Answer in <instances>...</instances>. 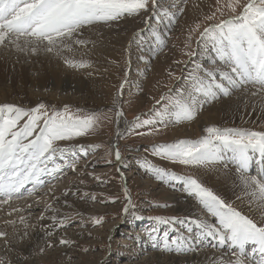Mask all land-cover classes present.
<instances>
[{"label": "rangeland", "instance_id": "obj_1", "mask_svg": "<svg viewBox=\"0 0 264 264\" xmlns=\"http://www.w3.org/2000/svg\"><path fill=\"white\" fill-rule=\"evenodd\" d=\"M191 1L158 0L160 14L149 20L147 25L144 19L148 14L141 13L127 16L111 25L100 23L86 26L80 38L88 43L73 44L72 51L65 49L60 55L43 51L20 52L7 41L0 45V104L13 103L24 108H34L43 103L49 111L52 108L63 110L67 105L73 114L87 116L97 113L102 116L94 130L71 142L73 145L84 146L88 152L84 155L76 150L75 170L65 168L54 181H45L38 191L37 187L27 185L31 195L25 194L11 200L14 203L30 199L35 201L37 206H32L28 215L19 213L14 217H5L6 214L0 213V221L11 218L20 221V217H24L28 225H33L49 213L44 205L51 194L44 190L63 186L67 181H71L67 187L75 188L70 198L76 201V208L63 206L57 217H70L65 220V226H55L52 235L48 236V243L43 247L39 246L30 252L13 249L12 255L8 254L12 264H16L18 256L22 264H168L164 261L168 255L191 256L199 248L217 249L211 238L200 237L195 228L194 235L198 238L195 242L190 241L195 251L169 252L153 247V241L148 235L153 227L159 228L161 233L169 231L170 239L179 233L173 232L170 227L158 225L152 218H206L207 214L198 201L188 196L179 184L173 187L157 180L143 165L147 160L178 174L204 178L200 181L227 202L240 203L248 197L243 195L239 186L236 165L229 163L225 167L223 163H216L224 169L202 177L196 175L198 166H184L162 160L153 156L150 149L154 144L172 143L181 139L199 140L206 135V129L212 126L264 131V94L252 96L249 93L256 91V88L249 85V93L242 89L234 90L229 96H219L216 100L203 103L193 120L175 122L174 117L167 116V126L158 125V131L150 132L147 126L134 130L131 128L137 117L142 120L157 119L156 112L161 105H157L156 100L163 94L167 93L175 99L178 94L186 95V90L192 91V81L188 77L190 73H197V66L202 65L204 71H207L220 63L214 52L205 51L206 46L199 43L200 33L214 22L206 17L216 12L217 8L221 12H217L215 22L231 15L227 5L234 3V0H200L203 3L211 2L213 6L208 13L203 14L200 10L194 17H190L189 11H186ZM245 2L241 0V3ZM189 53L195 55L190 56ZM66 59L83 62L86 67H71L65 63ZM67 80L73 83L71 87ZM242 92L244 96L234 101L230 99ZM64 99L68 101H62ZM200 99L203 102L202 96ZM222 100L226 102L219 104ZM207 109L212 111L209 115L212 124L203 127L194 137L183 134L168 136L166 133L167 129L197 120ZM118 110L124 112L123 117H118ZM136 132L145 134L137 135ZM58 143L67 146L66 142ZM117 148L123 154L121 161L115 159ZM230 169L236 172L232 173ZM256 171L257 165L253 163L250 172L255 174ZM125 187L136 205L128 214L122 211L126 203ZM170 192L191 200L195 212L189 216L188 213L178 211L177 203L167 198ZM237 196L241 198L237 199ZM81 203L83 208L79 206ZM95 206L98 209L95 210ZM100 216L103 217V223L97 226L93 218ZM17 225L23 224L18 222ZM61 238L73 243L61 245ZM204 241L203 245H199ZM49 243L52 247H48ZM225 254V259L230 258V253Z\"/></svg>", "mask_w": 264, "mask_h": 264}, {"label": "snow or ice", "instance_id": "obj_2", "mask_svg": "<svg viewBox=\"0 0 264 264\" xmlns=\"http://www.w3.org/2000/svg\"><path fill=\"white\" fill-rule=\"evenodd\" d=\"M227 7L232 14L225 19L215 22L217 12H221L219 8L206 17L214 22L203 28L199 40L206 46L204 50L214 52L220 63L207 71L202 65L197 66V73H190L188 77L192 91L186 90V95L178 94L175 99L163 94L156 100V104L161 105L156 112L157 119L137 117L131 125L133 130L147 126L150 132L158 131V125L167 126V116L174 117L175 122L193 120L203 103L229 96L234 90L249 93V85L256 88L249 93L252 96L264 94V0H246L245 3L234 0ZM160 11L158 0H0V45L7 41L20 52L60 55L65 49L72 51L73 44L88 43L80 38L86 26L111 25L141 13L148 14L144 19L147 25ZM65 63L71 67H86L83 62L69 59ZM117 115L123 117L124 112L118 110ZM101 119L97 113L73 114L67 105L63 110L52 108L49 111L43 103L34 108L0 104V204L31 195L26 186L44 185L42 177L45 175L56 176L65 168L75 170L76 150L84 155L88 152L84 146L71 142L94 130ZM58 142H66L67 146ZM150 151L155 157L184 166H209L219 162L227 167L232 163L236 165L243 195L264 207V131L212 126L199 140L154 144ZM115 159L122 160L118 148ZM253 163L258 171L249 174ZM143 167L157 180L173 187L179 184L207 214L206 218H152L158 225L179 233L170 239L169 231L161 233L159 228L153 227L148 233L153 247L169 252L195 251L190 243L198 238L194 235L195 228L200 237L212 238L214 247L230 250V258H221L220 264H249V258L250 264H264V218L256 220L243 214L193 175L178 174L147 160ZM124 192L126 203L122 211L128 214L136 205L126 187ZM52 219L56 226L64 227L70 217L53 216ZM93 222L99 226L103 217H95ZM20 224L28 228L24 217H20ZM27 235V231L19 232L14 220H6L0 226V239L5 240L6 251V255L0 257V264H12L7 254ZM47 235L51 236L52 232ZM70 243L73 242L68 239L59 240L61 245ZM48 247H52L51 243ZM16 264H22L19 256Z\"/></svg>", "mask_w": 264, "mask_h": 264}, {"label": "bare ground", "instance_id": "obj_3", "mask_svg": "<svg viewBox=\"0 0 264 264\" xmlns=\"http://www.w3.org/2000/svg\"><path fill=\"white\" fill-rule=\"evenodd\" d=\"M212 6L213 5L211 4V2H206V3L204 2L203 3V1H200V0H192L191 2H189L188 6H187L189 10L187 9L186 11L187 12L189 11V16L190 17L191 16L194 17V16L197 15V13L200 12V10H201V12H203V14L204 13L205 14L208 13L211 10ZM7 43H9V42H7ZM1 62H0V64H1ZM159 65H161V64H159ZM163 66H165V65H163ZM165 67H167V66H165ZM67 82H68V86L69 87H71V85H73L71 80L70 81L67 80ZM244 94H245L244 92L237 93L230 99L234 101L237 98H239L241 96H244ZM66 99H64L62 101L67 102L68 100H66ZM65 102H62V103H65ZM224 102H226V101L222 100L221 102H219V104L220 103H224ZM211 107H213V106H211ZM211 112L212 111H210V109L204 110L202 115L197 120H195V121H193L191 123L190 122H187V123L185 122V123H182L181 125L175 126L174 128L167 129L166 133L168 134V136L169 135L170 136H173V135L175 136V135H178V134H183L186 137H194L195 135H197L199 133V131L203 127H206V126L212 124L211 123L212 119L209 117V115H211ZM121 128H120V130L122 131ZM220 169L223 170L224 168L219 166V164H217V165L214 164L212 166H210V165L209 166H198V168H197L198 173L196 175H201L202 177H206L207 174H209V173H211L213 171L218 173V171ZM230 171L232 173L236 172V171L231 170V169H230ZM249 174H251V172ZM57 175L56 176H49L47 178V181H49V182L54 181L56 179ZM236 175H237V173H236ZM46 176H48V175H45L44 177H46ZM45 179L46 178H44V181H46ZM202 179H204V178H202ZM202 179H199V180H202ZM68 182H71V181H67L66 184L63 185V186H56L55 185L56 187L53 188L55 192L52 191L53 189L44 190V192L45 191H50V194H51L50 197H48L46 199L45 205H44L45 209L49 213L48 214L46 213L43 216V219L39 218L37 221H35L36 222L35 224H33V225L32 224L31 225L27 224L28 225L27 229H25L24 225H21V226L17 225V227L19 229V232L21 234H23L25 231H27L28 235L24 239H22L20 241L19 245L15 249H17L18 251L24 250L26 252H30V251H32L34 249H37L39 246L43 247V245L48 243V241H47V239H48L47 233L48 232H52V230L56 226L55 222L53 221V219H52V217L50 215L54 214V216L58 217V215L61 214V209H62L63 206H65V208H66V206L67 207L76 208V205H75V204H77L76 201L73 198L72 199L70 198V197L73 196V191H75L73 189H75V188L67 187V186H69ZM67 183H68V185H67ZM212 183H214V182H212ZM209 184H211V183H209ZM41 187L37 188L36 191H38ZM44 192H42V193H44ZM65 193H67V195H65ZM167 198L177 203V207L176 208H177L178 211L188 213L187 215H189V216L192 215L195 212L193 202H191V200L186 199L183 195L178 194V193H171L170 192V193L167 194ZM15 199H17V198H15ZM15 202L16 203L11 201L8 204H0V213L1 214L2 213L6 214L5 217L6 216L14 217V215H17L19 213H21L23 216H26V215H28L27 212L29 211V209H33L32 206H34V207L37 206V203H35V201H33L32 199H30L28 201L27 200H22L20 202H17V201H15ZM49 202H50V204H48ZM18 203H22V204H18ZM231 203L236 208H238L239 210L244 212L246 215H248L250 218H253V219L264 218V207L258 206L257 202L250 201L249 198L242 199L240 203H233V202H231ZM6 205H8V206L4 207ZM29 206H31V207L29 208ZM49 206H51V207H49ZM79 206H80V208H83L82 203ZM92 207H94V205ZM14 209H16L17 211H13ZM96 209H98V206H95V210ZM9 213H11V214H9ZM25 213H27V214L25 215ZM31 213H32V211L29 214H31ZM190 217H192V216H190ZM9 220H14L17 223L20 222V221H17L18 220L17 218H13V219L11 218ZM4 222H5L4 220L0 221V226H2L4 224ZM47 225H48V228H47ZM8 231L11 232L12 229H8ZM211 242L215 244V241L213 239H212ZM204 243H205V241L203 243H200L199 245H201V244L203 245ZM4 244H5V240L1 239L0 240V255H3V256L6 255V251L4 249ZM216 248L217 249H215V250H218V252L215 251V250H212V249H201V248H199V249H197L198 252L192 254L191 256H180V257H177V256H169L168 255V256L164 257V261L166 263H168V264H199V263H201V264L202 263L214 264L215 261H217L218 264H220L221 258H224V255L226 256L225 253H230V250H226L224 248H218V247H216ZM13 256H16V255H13ZM156 256H158V255L156 254ZM12 258H14V257H12Z\"/></svg>", "mask_w": 264, "mask_h": 264}]
</instances>
